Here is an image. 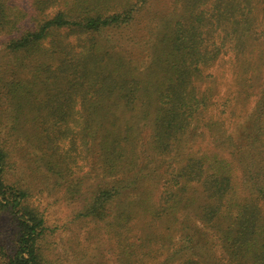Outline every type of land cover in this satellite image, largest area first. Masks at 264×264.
Returning <instances> with one entry per match:
<instances>
[{"label": "trees", "instance_id": "1", "mask_svg": "<svg viewBox=\"0 0 264 264\" xmlns=\"http://www.w3.org/2000/svg\"><path fill=\"white\" fill-rule=\"evenodd\" d=\"M169 2L158 18L167 26L154 41L132 34L133 23L153 12L149 0H66L6 48L25 66L45 39L66 29V119L51 120L66 129L57 140L46 134L51 146L66 143V153L55 150L52 168L66 162L71 174L87 166L82 178L69 176L74 193H92L81 215L106 220L119 202L108 229L119 264H264V0ZM14 19L0 0V31L15 29ZM149 46L153 63L136 74L131 64ZM213 66L227 68L241 105L254 97L244 122L241 112L225 113L224 75ZM215 98H225L222 110ZM141 126L148 139L138 158ZM7 152L0 139V211L12 210L17 234L0 264H41L43 216L27 204L28 189L5 182ZM148 181L159 190L140 191ZM140 220L135 232L127 226Z\"/></svg>", "mask_w": 264, "mask_h": 264}, {"label": "rangeland", "instance_id": "2", "mask_svg": "<svg viewBox=\"0 0 264 264\" xmlns=\"http://www.w3.org/2000/svg\"><path fill=\"white\" fill-rule=\"evenodd\" d=\"M5 1L10 9L11 19L15 20L16 17L15 29L12 28L11 32L6 34L0 31V139L2 146L8 151L5 182L21 189H28L27 204L35 207L43 216L45 228L38 241L42 254L41 264H119L117 240L108 232V229L115 225L112 216L119 202L113 200L108 206L111 215L106 220H96L81 215L83 208H87L92 202V193H86L87 190L85 193H74L69 184H71L70 177L82 178L78 176L84 175L87 166L81 164L73 168L71 174H66V162L61 163L59 168L54 170L52 168V164L56 163L51 161L53 158L51 155L55 150L61 153V158L66 153V143L59 146L53 142L51 146L46 136L49 133L51 138L57 140L65 131L58 130L66 129V126L61 124H52V121L55 123L60 122L59 119L61 121L66 119V29L61 28L52 37L45 39L35 58L23 59L25 66L21 65L6 48L11 36H17L24 30L35 27L39 19L64 9L66 0ZM149 2L152 11L156 12L143 14L141 20H136L133 23L132 34L142 35L141 40L154 41L167 26L164 22L158 21L159 14L168 13L172 5L169 0H149ZM148 14L156 19L148 21ZM96 37L103 39L98 35ZM138 50L135 45L133 51ZM153 51L154 49L149 46L139 56H135L131 65L137 69L136 74L145 73L147 67L153 63ZM228 61L227 59L224 65L229 66ZM37 67L40 69L31 70ZM212 70H216L217 73L220 71L221 73H218L220 77L224 75L221 80V90H224L226 93L224 95L228 99L225 113L241 112L242 118L239 120L244 122L251 112L254 97H246V102L241 105L243 98H236L235 82L232 81L227 68L221 66L217 69L213 66ZM250 76L251 74L247 75L248 78ZM262 77L260 87L264 84V72ZM19 82L21 86L15 85ZM227 93L230 95L227 96ZM215 99L214 102L218 101L217 108L222 110L221 104L225 98ZM147 130L148 127L140 128L139 141L143 146L137 150L138 158L143 157L145 153L143 148L144 142L148 139ZM98 171L100 174L96 175L99 178L103 177L100 168ZM95 179H85V181L92 184ZM151 184L150 181L143 183L140 191L151 188ZM152 189L158 191L159 186L155 185ZM156 194L154 193L153 197ZM128 197L132 200V197ZM121 203L120 206L126 208L129 205L127 201ZM11 211L10 209L0 211V262L12 254L16 246L17 225ZM144 223L145 220H140L127 223V226L129 229L133 228L135 232ZM155 230L161 233L163 226L158 223L155 225ZM126 236L131 242L132 233H126ZM160 244L161 238H157L152 247ZM156 254L162 257L163 250Z\"/></svg>", "mask_w": 264, "mask_h": 264}]
</instances>
